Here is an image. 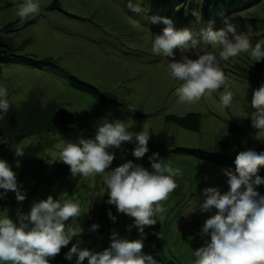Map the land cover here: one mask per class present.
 Wrapping results in <instances>:
<instances>
[{"label":"rangeland","instance_id":"374dc122","mask_svg":"<svg viewBox=\"0 0 264 264\" xmlns=\"http://www.w3.org/2000/svg\"><path fill=\"white\" fill-rule=\"evenodd\" d=\"M59 2L60 9L48 10L55 0H40L41 11L21 21L17 10L22 0H0V27L16 23L7 34L14 36L15 45L23 47L20 53L30 55L31 60L36 62L56 61L54 64L59 68L6 64L3 65L8 66L5 70L0 65V85L5 86L8 92L13 90L18 103L26 100V93L42 96L43 104L54 98L66 114L80 122V128L76 131L39 136L44 154L57 163L60 162L65 141H75L81 135L94 137L95 126L105 116L130 123L132 131L139 132L146 128L153 132L145 157L137 160L132 156L135 144L125 142L120 149L114 150L116 158L111 168L128 160L147 168L151 164L148 157L159 153L161 159L168 160L173 168L182 171L179 186L162 202L165 218L163 223H156L159 233L154 234L153 230L150 235L163 264H194L193 253L206 240L201 236V229L213 214L199 210V198L207 187H218L222 193H226L227 181L223 175L224 169L176 155L173 150L184 148L238 157L246 150L264 148V142L255 138L257 130L247 119L253 111L250 107L252 93L264 83V69L260 67L264 66V61L255 64L247 54H240L222 62L226 75L233 81L234 101L231 108L220 106L222 89L206 93L197 103L182 104L175 95L182 82L172 80L168 75L167 63L171 58L167 62L166 58L154 55L151 50L153 36L162 34L167 25L160 20L153 22V18L159 17L147 12L150 7L145 5V0L141 5L145 10L140 14L128 10L127 0ZM198 11L196 8L192 12ZM169 19L177 30L188 28L198 40L209 29L218 31L226 28V22L235 26L237 34H253V44L257 39L264 38L254 35L264 30V2L253 8L235 9L230 15L213 14L208 17L202 12L200 18L199 15L194 18L186 14H172ZM134 22L140 27L133 28ZM175 51L176 59H180L181 53L178 49ZM188 54L192 59L197 58L195 51ZM68 75L93 85L108 101L71 86ZM190 113L202 115L199 130L184 129L165 120L166 116L184 117ZM46 138L54 139L53 143H45ZM33 141V138L27 139L23 146L28 147ZM51 145L53 147L49 149ZM17 181L26 192V199L18 202L12 191L0 199V211H6L14 220L17 209L27 213L34 203L52 196L48 184L29 170L21 176L17 174ZM77 189L75 194L65 192L59 195L80 203L83 214L77 218V224L83 233L91 219L93 198L106 195L107 189L99 175L78 176ZM257 191L264 195V185L259 186ZM133 223L134 218L117 212L113 229L99 234L102 236L101 242L108 243L113 231L118 232L122 239H141L137 228L130 229ZM97 234V231H92L83 248L102 252ZM143 239L142 251L152 255L151 243L146 236Z\"/></svg>","mask_w":264,"mask_h":264},{"label":"clouds","instance_id":"9594fccd","mask_svg":"<svg viewBox=\"0 0 264 264\" xmlns=\"http://www.w3.org/2000/svg\"><path fill=\"white\" fill-rule=\"evenodd\" d=\"M142 3L143 0H127V8L140 14L145 10L141 7ZM40 11V0H22L17 15L23 21ZM159 20L153 18V22ZM162 22L167 27L162 34L153 36L151 50L154 55L166 58L167 62L171 58L167 63L168 75L172 80L182 82L175 91L178 102L194 104L206 93L222 89L220 106L231 108L234 101L233 81L226 75L222 62L240 54H247L255 64L264 61V38H259L264 37V30L254 33L259 39L253 44V34H237L235 26L226 22V28L218 31L209 29L198 40L188 28L177 30L167 18H163ZM13 24L16 23L7 26ZM132 27L140 25L134 22ZM177 49L181 53L180 59H176ZM192 51H195L196 59L190 58L188 53ZM10 107L8 90L0 85V121L8 115ZM250 107L253 111L247 119L257 130L255 138L264 142V83L252 93ZM132 127L124 120L105 116L95 126L94 137L81 135L75 141H65L62 145L59 161L69 166L71 175L75 179L78 176H102L109 197L107 203L114 205L118 213L134 218L130 229L137 228L142 237L122 239L118 232L113 231L110 247L102 252L81 248L79 242L73 244L64 255L69 261L75 256V264H83L86 259L87 264H160L153 255L142 251L145 227L153 226L157 221L163 223L165 208L162 202L179 186L183 173L173 168L168 160L161 159L159 153L148 157L151 170L132 160L111 168L116 158L114 150L120 149L125 142L135 144L132 156L137 160L149 152L148 144L153 132L146 128L136 132L131 130ZM30 138L34 139L31 145L39 141V136L27 139ZM7 140L8 137H0V143H7ZM12 147L18 158V167L19 158L25 156L24 146L22 143ZM261 166H264V152L246 150L235 160V173L223 170L227 181L226 193L218 187L203 189L199 210L213 214L201 229V236L206 240L194 251V264H264V195L257 191L259 186L264 185V178L258 175ZM0 190H3L0 199L9 191L15 192L18 202H23L27 196L18 185L17 173L5 159H0ZM77 191L75 188L72 193L65 192L71 195ZM55 192L52 189V196L34 203L27 213L17 209L15 220L6 211H0V264H50L49 258H54L73 238L79 237L83 231L77 224V218L83 214L80 203L63 196L56 199L53 197ZM100 196L92 200L91 219L87 225L95 222V202ZM108 216L113 222L117 219L110 209ZM70 220L71 223H68ZM99 227V224L93 223L91 231L95 232Z\"/></svg>","mask_w":264,"mask_h":264},{"label":"trees","instance_id":"16d2710c","mask_svg":"<svg viewBox=\"0 0 264 264\" xmlns=\"http://www.w3.org/2000/svg\"><path fill=\"white\" fill-rule=\"evenodd\" d=\"M264 2V0H145V5L150 7L148 13H154L160 18L162 23L163 18H170V15L175 14L182 16L184 14L196 18L200 13L213 16V14L229 15L235 9L253 8ZM59 0L49 6L48 10L60 9ZM199 9L197 13H193L194 9ZM14 25V24H13ZM11 26L0 28V65L2 63L22 67H55L58 65L56 61H42L36 62L31 60L32 57L28 54H21L23 50L21 45H15L12 36L7 32ZM30 41V40H29ZM8 66H3L6 69ZM264 69V66H260ZM12 67H10L11 69ZM9 69V68H8ZM1 72V69H0ZM62 72V71H61ZM64 73V72H63ZM70 77V85L79 89L86 90L104 101L108 98L104 96L96 87L79 80L78 78L68 75ZM13 90L9 91L10 110L8 115L3 121H0V137H8L7 143H0V159L8 161L13 171L18 175H22L25 171L29 170L37 176V178L47 183L48 186L56 191L53 197L56 199L61 198L59 194L69 191L72 193L78 186V179L71 175L70 168L63 162L57 163L56 160H49L50 156L43 153V146L40 140L37 144L28 147H22L25 151V156L19 158V166L17 167V157L14 154L12 145L22 143L29 137L41 136L42 134H62L64 131H73L80 128V122L64 112V110L55 102L49 100L48 103L43 104V97H36L35 93H26V100L18 103ZM200 114L190 113L184 117L166 116L165 120L168 123H175L181 128L188 130H198L201 125ZM51 140L45 139V143L51 144ZM257 153L264 152V148L255 150ZM176 155L184 156L193 159L196 162L216 165L220 169H228L235 171L234 164L237 157L222 155L221 153H209L200 150H191L178 148L173 150ZM151 170V164L147 166ZM264 178V166H261L258 172ZM108 195H103L97 198L95 202V222H91L85 228V231L79 234V237L73 238L68 246L63 247L61 252L54 258L50 259V264H70L75 262L76 257L72 261L65 258V253L72 247L73 244L79 242V247L83 248L88 241L89 234L92 233L91 225L93 223L99 224L97 230L98 234H103L113 229L116 221L113 222L109 216V209L113 215L117 217V209L114 205L107 203ZM117 220V219H116ZM154 230V234H158L157 225L146 226L145 236L152 244V236L150 233ZM153 257L157 259L160 264H163L160 256L156 254L153 247Z\"/></svg>","mask_w":264,"mask_h":264},{"label":"crops","instance_id":"0c3cea01","mask_svg":"<svg viewBox=\"0 0 264 264\" xmlns=\"http://www.w3.org/2000/svg\"><path fill=\"white\" fill-rule=\"evenodd\" d=\"M49 100H54V98H51V99H49ZM201 116H202V115H201ZM119 236H120V234H119ZM101 237H102L101 235L97 234V240H99L100 248H101L102 251H103V250H105V249H107V248L110 247V245H111V240H110L108 243H103V242H101V240H100ZM98 252H99V251H98ZM161 261H162V259H161ZM70 264H75V262H72V263H70ZM83 264H87V259L83 262Z\"/></svg>","mask_w":264,"mask_h":264}]
</instances>
